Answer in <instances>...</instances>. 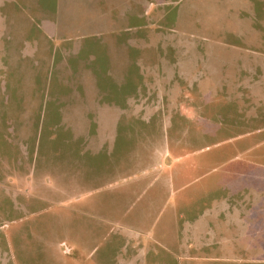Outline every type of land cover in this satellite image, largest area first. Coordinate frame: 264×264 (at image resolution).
Instances as JSON below:
<instances>
[{
  "label": "rangeland",
  "instance_id": "374dc122",
  "mask_svg": "<svg viewBox=\"0 0 264 264\" xmlns=\"http://www.w3.org/2000/svg\"><path fill=\"white\" fill-rule=\"evenodd\" d=\"M8 3L0 264H264V0Z\"/></svg>",
  "mask_w": 264,
  "mask_h": 264
},
{
  "label": "crops",
  "instance_id": "0c3cea01",
  "mask_svg": "<svg viewBox=\"0 0 264 264\" xmlns=\"http://www.w3.org/2000/svg\"><path fill=\"white\" fill-rule=\"evenodd\" d=\"M14 1V0H13ZM13 3V2H12ZM8 0H0V11L3 8V10L6 8V5H9ZM128 10V9H127ZM126 10V11H127ZM4 15V14H3Z\"/></svg>",
  "mask_w": 264,
  "mask_h": 264
}]
</instances>
